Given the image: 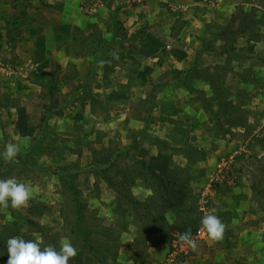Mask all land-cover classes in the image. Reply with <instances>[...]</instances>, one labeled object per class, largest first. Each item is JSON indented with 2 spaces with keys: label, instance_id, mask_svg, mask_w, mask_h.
<instances>
[{
  "label": "rangeland",
  "instance_id": "1",
  "mask_svg": "<svg viewBox=\"0 0 264 264\" xmlns=\"http://www.w3.org/2000/svg\"><path fill=\"white\" fill-rule=\"evenodd\" d=\"M94 1L0 0V153L8 143L21 146L14 161L0 158V179L16 178L34 192L17 211L19 220L11 208L0 209V264H6L7 240L14 236L57 249L67 238L77 249L69 264H109L130 245L133 264H186L200 255L206 264H264V0H203L207 6L191 12L187 2L151 3L154 25L139 10L148 0H101L87 11ZM152 27L158 31L151 30L152 42L138 41ZM44 43L50 52L41 50ZM160 43L167 44L164 51L178 48V59L193 55L192 66L178 69L173 62L158 81L150 77V63L129 67V48L154 50ZM172 79L178 98L158 102L157 91ZM139 91L147 97L133 99ZM192 103L205 108L201 130L188 110ZM154 109L163 128L188 129L185 139L178 134L159 145L174 155L169 178L182 182L189 195L173 212L176 231L158 230L169 234L162 259L149 253L161 242L145 225L161 222L163 206L156 202L148 215L144 205L130 203L150 205L161 193L137 159L139 143L152 140L144 121ZM130 139L134 147L123 149ZM116 152L108 167L76 173ZM209 156L229 162L222 175L232 178V189L219 193L218 204L196 191L206 181L196 176L194 164ZM147 181L153 194L144 197ZM201 204L226 225L222 240L211 243L205 235L196 252L168 263L177 229L187 226L192 235L200 230ZM84 234L95 250L86 248Z\"/></svg>",
  "mask_w": 264,
  "mask_h": 264
},
{
  "label": "crops",
  "instance_id": "2",
  "mask_svg": "<svg viewBox=\"0 0 264 264\" xmlns=\"http://www.w3.org/2000/svg\"><path fill=\"white\" fill-rule=\"evenodd\" d=\"M177 1L178 2L179 1L187 2L188 3L187 5H189L188 7L191 8L189 10V12L193 11L198 6H201V7L207 6V4H205V2H195L192 0H175V2L177 4H178ZM162 2L163 3H171V6L173 5V3H172L173 0H148V2L142 4L139 7V10L142 9L145 11L144 12L145 14L142 13V14H144L143 16H145L144 18H142V16H141L142 20H146L148 24L150 23L151 25H154L151 22V20L153 18L152 13H150V9L153 6V4H151V3H154V5H156V3H157L158 4L157 6L160 7ZM122 19H123V21H127V23H128V20L130 18L127 16V14L124 13V16ZM172 26H173V22L170 23V26L168 29V32L170 34L172 31ZM151 30L154 32L157 31V30H154V27H152L151 29H148L146 31V33H144L143 36L138 39V41H141V42H150L151 41L152 42V39H154V32H152ZM160 31H161V28H160ZM155 34H157V33H155ZM156 40H158L157 36H156ZM158 43H159V40H158ZM172 43L173 42L171 39V44ZM138 45H142L143 47L142 46L139 47ZM138 45H136L137 50H135L134 48H129V49H131V50H129V52L131 53V55L133 54L134 56L133 57L129 56V59L127 57L126 61L129 62V67H132V63L133 64L134 63L135 64H138V63L149 64L150 63L153 67L152 68L148 67V69L154 70L153 74H150V77L153 79V81H158L159 79H161L162 70H165V67L170 66L173 62L176 63V67L178 69H181L182 66H184L186 69H188L192 66L190 59H191V56L193 57V55H191L190 57L189 56L186 57V59H184V60L178 59L179 50H178V48H176V50H175L174 46L173 47L168 46L167 50L164 51L163 48L166 47L167 44L164 45V44L160 43L159 46H157L154 50L152 47H150V49L146 48L143 44H138ZM151 45H152V43H151ZM50 48H52V46ZM50 48L47 47L46 44L44 43L41 47V50L44 49V51L50 52ZM192 51H193V49H192ZM188 53H191V51ZM149 54H150V56H149ZM139 60H141V61H139ZM164 83H165L164 86L160 90H158L156 93V100L158 102L160 100H163L167 104L168 101H174L175 99L178 98V96H177L178 93L174 92V88H175L174 85L177 84L178 81H177V79H175L174 81L172 79L169 82H164ZM135 90L136 89L133 88V91H135ZM131 95H134V93H131ZM142 97H144L143 99H145L147 97V93H143V92L139 91V92H135V97L133 99L140 100V99H142ZM12 109L16 110V107H14ZM188 110H190V111L192 110V112H193V115L195 117V122H196V127H195L196 130H201L202 128H204L206 125L205 124V117H207L204 109L199 104L192 103V106H189ZM159 111L160 110L152 111L150 113V116L148 114H146V118L144 121L145 122L144 123L145 124L144 129L146 128L145 132L151 137L152 140L150 142L145 141V142L139 143V146H137V148H138L137 159L139 160L140 163L146 164L148 167L152 168L154 171L159 173L161 176H163L165 178H169V173H170V170L173 166L174 155H172L168 151H164L163 149H161L159 146L160 142L161 143L167 142V141L172 142V141L176 140L173 138H177L178 134H179V139H185L187 137L188 129H187V126L181 127L178 125H174L172 128H167V127L163 128L164 126L158 125L157 118H155V116H157V113ZM24 119H25V117L23 119L21 118V121H24ZM140 129H142V128H140ZM140 131L141 130H138V132H137L138 136H140V134H142V132H143V131H141V132ZM139 140H141V137L139 138ZM134 142H135V140L130 139L129 141H126L123 143L122 148L123 149L132 148V147H134V144H135ZM222 164H223V161H221V162L219 160L215 161L214 158H212L210 156L207 157V159H205V160L195 162L194 172L196 173V176H198L200 178L204 177L205 181H206V183L203 185L202 188L200 187L196 190L198 193V196H200V197L202 196L201 199L202 198H204V199L206 198V200L213 199L214 203L216 202L218 204V200L220 199L219 193L222 194L223 193L222 190H227L226 186H229V188L231 187V189H232V186H231L232 178H230L229 175L228 176H226L224 174L222 175V171L220 170L221 168L219 167ZM213 182H215L214 187L212 186ZM145 183H147V184L145 187H143L142 195L144 197H149L150 195L153 194L152 182L147 181ZM135 188H138V187H135ZM135 188H134V190H135ZM202 200H201V202H202ZM200 209H201V211H204L205 215L209 214L213 211V208L211 206L208 207V206L203 205V204H201ZM204 213H203V215H204ZM161 222L164 225H166L167 227L172 226L175 222V216H174L173 211L170 210V211L165 212L163 214V216L161 217ZM237 230H238V228L235 229V231H237ZM159 240H160V237H159ZM159 240H158V242H159ZM232 241H234L233 243H235L234 246L237 244H240V240L238 241L236 239H232ZM168 250H169V245L167 243H158L157 245L152 246V249L149 250V253L151 254L152 257H154L156 259H162L164 257V255L167 254ZM126 251L128 253H123L121 251L119 256L117 258L113 259V261L109 264H133V263H131V261L128 260V257L130 255L135 254V249H134L133 245H130V248L126 249ZM222 256H223V254H222ZM224 256H225V253H224ZM230 256H231V254H230ZM192 261H198V262L200 261L203 264H206V262H207L206 258L201 257V255H200V256H197V257L191 259L186 264H190ZM225 263L231 264V262H225Z\"/></svg>",
  "mask_w": 264,
  "mask_h": 264
},
{
  "label": "clouds",
  "instance_id": "3",
  "mask_svg": "<svg viewBox=\"0 0 264 264\" xmlns=\"http://www.w3.org/2000/svg\"><path fill=\"white\" fill-rule=\"evenodd\" d=\"M113 58L118 59V54L113 53ZM104 63L100 62V66ZM21 146L8 143L0 158L12 162L20 154ZM34 192L31 186L18 181L16 178L0 179V209L19 211L28 206ZM215 210L203 216L200 231L207 235L211 243L222 240L226 225L214 214ZM180 243L190 248L193 252L198 249L197 240L193 238L191 230L181 233L178 237ZM6 264H69L70 259L76 257L77 249L67 238L62 239L59 248L53 245L41 247L37 240H26L21 236H14L7 240Z\"/></svg>",
  "mask_w": 264,
  "mask_h": 264
},
{
  "label": "trees",
  "instance_id": "4",
  "mask_svg": "<svg viewBox=\"0 0 264 264\" xmlns=\"http://www.w3.org/2000/svg\"><path fill=\"white\" fill-rule=\"evenodd\" d=\"M195 2H202L203 0H193ZM118 11V10H117ZM116 11V12H117ZM18 104H16L15 106L12 107H16ZM205 109V108H204ZM207 109V108H206ZM119 152L114 153L107 162H105L104 164H95V165H90L86 168H81V169H77L76 173H80L81 171H88V170H92L96 167L99 168H106L108 167L110 164H112V162L114 161V159L118 156ZM143 167L145 168V170L147 171V173H149L150 177L153 178L154 180V185L158 187V189L160 190V195H158V199L157 201H152L150 202V205H146V204H141L140 202H134V200L130 199V203L132 205H144V211L146 214L150 215L154 213V209H157V206L155 205L156 202H158L159 204L161 203V207L163 206L164 210H160L159 209V216H162L165 212L167 211H173V212H178L179 209H181L186 201L189 200V195L187 193V189L185 187H183V183H179V181L174 180V179H170V178H165L163 176H161L159 173H157L156 171H154L152 168L148 167L146 164L143 163ZM129 182V180H128ZM157 189L155 188V191ZM156 206V207H151V206ZM14 216L17 217V219L19 220L20 217L18 216L19 213L17 211H13ZM13 216V217H14ZM14 217V218H15ZM18 223V222H17ZM15 225H16V221H15ZM19 225V224H18ZM146 232L148 233V235H151L153 233H158L159 237H160V242H164V238L166 237V235H169L168 233L166 234V232H161L158 230H162L164 231V229H169L171 232L176 231V228L172 227H167L165 226L162 222H160L159 220L155 221V222H151V224H146ZM187 226H185L184 228H179L177 229V231L181 234L187 231ZM42 235H44V238H46L45 235V230H41ZM85 236V240H84V244L86 246V248L91 249L93 251V249L95 250V248L90 244L89 242V236H87V234H84ZM149 237V236H147ZM46 240V239H45ZM0 244L3 245V242L1 241ZM0 245V248H2L3 246ZM93 247V248H92ZM8 259V258H7ZM98 263L103 262L102 260H98ZM105 263V262H103Z\"/></svg>",
  "mask_w": 264,
  "mask_h": 264
},
{
  "label": "built area",
  "instance_id": "5",
  "mask_svg": "<svg viewBox=\"0 0 264 264\" xmlns=\"http://www.w3.org/2000/svg\"><path fill=\"white\" fill-rule=\"evenodd\" d=\"M101 2V0H98V2H93L90 7H87V11L93 12L94 10H96V7H98ZM96 3V4H95ZM229 162H225L223 161V164L220 165L219 167L221 168L220 170L223 171L226 168V165H228ZM179 233L174 235L171 247L172 250L169 253V258H168V263L173 262V260L176 258V256L178 255H183V256H188L190 254V252L192 251L190 248H188L187 246H184L180 243L178 237H179ZM206 234L202 233L200 230L197 232V234L192 235L194 239H196L197 241L201 240L202 237H204Z\"/></svg>",
  "mask_w": 264,
  "mask_h": 264
}]
</instances>
